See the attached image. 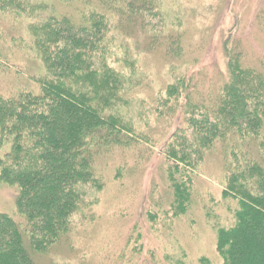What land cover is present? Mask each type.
Returning a JSON list of instances; mask_svg holds the SVG:
<instances>
[{"label": "trees", "instance_id": "16d2710c", "mask_svg": "<svg viewBox=\"0 0 264 264\" xmlns=\"http://www.w3.org/2000/svg\"><path fill=\"white\" fill-rule=\"evenodd\" d=\"M28 4L0 0V15L25 26L21 17ZM156 6L159 0H57L52 6H29L37 19L22 28L20 51L29 54L18 62L29 60L38 70L32 73L27 64L15 66L1 58L2 70H13L23 83L11 95L0 94V147L10 143L0 158V181L17 192V214L0 213V264H38L41 255L67 241L83 195L80 184L96 178L102 182L95 176V158L135 145L136 160L156 148L162 158L163 202L148 210L152 222L161 214L166 221L187 215L197 166L206 153L207 158L216 155L224 170L222 201L238 203L235 224L218 230L216 251L223 264H264V56L250 63L236 41L238 26L230 28L223 45L227 79L207 96L198 94L187 77L168 81L149 110L159 120L177 115L178 125L161 148L147 143L143 131L130 132L124 108L125 69L137 59L114 53L118 47L130 49L123 42L131 28L146 36L151 50L165 38L166 56L182 53L180 32L149 29L147 18L158 15ZM15 21L12 30L17 32L21 23ZM255 26L264 39L263 10L256 13ZM210 204L217 205L216 199Z\"/></svg>", "mask_w": 264, "mask_h": 264}, {"label": "rangeland", "instance_id": "374dc122", "mask_svg": "<svg viewBox=\"0 0 264 264\" xmlns=\"http://www.w3.org/2000/svg\"><path fill=\"white\" fill-rule=\"evenodd\" d=\"M56 1L29 0L21 21L25 26L36 21L37 12H31L30 5L43 2L52 6ZM261 10L264 11V0H159L154 12L158 15L147 18L151 24L148 27L153 31L166 33L175 29L181 33L178 36L182 53L171 57L161 47L165 38L158 42L159 49L151 50L142 32L127 29L123 44L131 47H118L114 55L137 59L135 66L125 69L128 78L124 86L127 100L124 108L128 111L130 132L143 131L148 138L145 142L160 148L170 140L178 117L155 118L149 110L153 108L152 100L168 81L181 77L192 81L200 90L198 94L213 93L228 77L223 45L233 26H238L236 41L250 63L255 64L259 56H264V39L255 26V15ZM44 11L48 13L49 7ZM14 21L11 15H0V94L11 95L23 83L16 79L13 70L7 73L2 70L5 57L15 66L29 65L32 73L38 70V65L29 60L18 62V58L29 53L20 51L18 41L20 35H25L22 30L25 26L16 20L21 23L16 32L12 30ZM114 35L113 31L109 39ZM142 103L146 108H141ZM9 145L0 147V158L5 156ZM137 146H129L124 153L116 149L95 158V176H101L102 182L98 178L95 182L82 181L79 187L83 195L79 211L71 218L70 238L57 245L50 255H41L38 264H223L216 251L217 234L220 228L235 224L238 203L229 198L222 201L225 188L222 161L216 155L207 158L206 153L199 162L194 202L187 215L166 221L161 214L158 221L152 222L147 218L148 210L163 202L159 199L165 186L162 158L156 148L151 156L136 160L133 153ZM211 198L216 199L217 205L210 204ZM16 202V188L0 181V213L16 215ZM166 204L161 205L165 208ZM212 224H216V229Z\"/></svg>", "mask_w": 264, "mask_h": 264}]
</instances>
